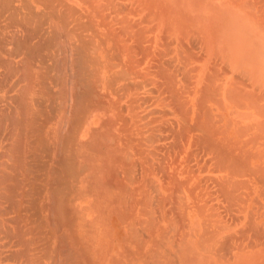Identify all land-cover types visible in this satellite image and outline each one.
Returning <instances> with one entry per match:
<instances>
[{"label":"bare ground","instance_id":"1","mask_svg":"<svg viewBox=\"0 0 264 264\" xmlns=\"http://www.w3.org/2000/svg\"><path fill=\"white\" fill-rule=\"evenodd\" d=\"M0 264H264V0H0Z\"/></svg>","mask_w":264,"mask_h":264}]
</instances>
